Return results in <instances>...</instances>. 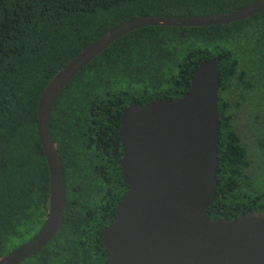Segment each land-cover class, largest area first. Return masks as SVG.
Here are the masks:
<instances>
[{"label":"trees","instance_id":"trees-1","mask_svg":"<svg viewBox=\"0 0 264 264\" xmlns=\"http://www.w3.org/2000/svg\"><path fill=\"white\" fill-rule=\"evenodd\" d=\"M257 0H0V258L47 222L50 181L37 130L54 75L110 28L143 16H207ZM220 60L218 197L213 220L264 212V10L229 24L152 26L115 41L55 102L51 131L66 182L57 236L22 264H107L104 230L129 190L119 139L125 107L182 98Z\"/></svg>","mask_w":264,"mask_h":264},{"label":"water","instance_id":"water-1","mask_svg":"<svg viewBox=\"0 0 264 264\" xmlns=\"http://www.w3.org/2000/svg\"><path fill=\"white\" fill-rule=\"evenodd\" d=\"M264 10V0L207 16H143L106 31L61 68L38 104L37 130L48 163L47 222L31 241L0 258L22 264L59 233L66 213L64 168L51 131L56 100L67 84L106 48L145 27H206L234 23ZM220 60L202 63L190 90L177 99L132 103L119 130L123 177L129 190L102 241L107 264H264V212L213 220L218 197Z\"/></svg>","mask_w":264,"mask_h":264}]
</instances>
